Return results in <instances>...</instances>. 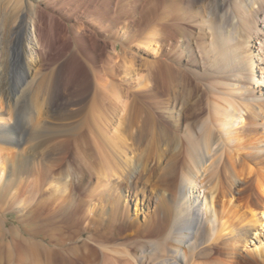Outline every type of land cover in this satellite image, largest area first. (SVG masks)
Returning a JSON list of instances; mask_svg holds the SVG:
<instances>
[{
    "label": "bare ground",
    "instance_id": "obj_1",
    "mask_svg": "<svg viewBox=\"0 0 264 264\" xmlns=\"http://www.w3.org/2000/svg\"><path fill=\"white\" fill-rule=\"evenodd\" d=\"M170 1L0 0V264H14L15 247V264H264V0L212 1L227 10L217 24L207 11L201 101L173 60L184 48ZM173 98L181 108L168 111ZM74 175L96 182L83 202L90 244L55 250L8 230V212L48 182L72 193ZM147 200L153 213L115 244L125 209ZM52 216L40 233L64 243L69 222Z\"/></svg>",
    "mask_w": 264,
    "mask_h": 264
},
{
    "label": "rangeland",
    "instance_id": "obj_2",
    "mask_svg": "<svg viewBox=\"0 0 264 264\" xmlns=\"http://www.w3.org/2000/svg\"><path fill=\"white\" fill-rule=\"evenodd\" d=\"M175 1H177L178 5L180 7V14H179L180 18H179V20H177V24H178L179 29L181 30L180 33L182 35V37H181L182 39L180 41V44L182 45V47L184 49H183L182 57L177 56L176 58L173 59L179 65L176 66L177 64L175 62H174V65L179 70H182V72L184 74L185 78H184L183 84L190 86V88H192L194 90V93L196 96L194 98V101H197L199 99L201 101L202 99L204 100L206 98V97H204L205 91L202 88L203 85L200 82V80H198L195 77V75L193 74V70H199V71L207 70V64H205L204 60H202L200 58L199 49L201 47H202L201 49H203V50L209 49L207 44L210 41L209 40L210 36H209V33L204 32V34H203V31L205 30V28H207V23H206L207 11H209V9H210V11H213L212 9L214 8V6L212 5V1H214V0H175ZM171 2H174V0L170 1V3ZM148 5H149L148 7H150V5H151L150 9L156 8L154 0L153 1L150 0ZM218 6L219 5H217L216 7H218ZM226 10H227V6H222V7L220 6L218 10H216L215 12L213 11L215 13L216 17L213 20H211V22H214L216 24L221 22V21H219L220 17L223 13L226 12ZM231 19H232V16H231ZM200 36H203L204 39H200L199 38ZM199 45H200V47H198ZM126 48H129V45L126 46ZM142 50L149 51V49H144L143 47H135V48H132L130 51L138 59H144L143 55L141 54ZM140 69H141V71L139 70L137 75L133 76L134 78H138V79L140 77L144 78V76L146 75V71L144 70V68L140 67ZM119 73H121V72H119ZM124 78L127 79L128 77H126L125 74H123V73L118 74V76L114 79V84L120 85ZM134 80H136V79H134ZM132 83H134V82H132ZM179 89H178V91H179ZM179 97H183V98L186 97L185 91L179 92ZM23 98H22V104L19 106V109H18V114L21 113L22 110H24V108L26 107V101L28 100L27 99L28 97H27V95H25V97L23 96ZM170 100H172V99H170ZM174 100H176V101H174ZM174 102L176 103L177 108H181L182 100L180 98H177V99L173 98V100L168 105V111L172 110V105ZM201 108L202 109L200 110L199 114L204 115V109H203V107H201ZM167 113H166V116L164 114H162L163 115L162 116L161 113H156L155 116L158 115L157 116L158 119H156L157 122L162 123V121H165L164 123H167L169 125V122L167 121L168 120L167 117H169V115ZM171 114L173 115L174 119L177 118V116L175 115L174 112ZM171 114H170V116H172ZM187 114H188V112H186L184 115L186 116ZM184 115H183V117H185ZM188 120L189 119H184L185 122L184 121L182 122L183 125H185ZM27 126H29V125H26L22 128L19 127L23 131V132H21L22 136L23 135L26 136L28 134L30 127H27ZM65 164L66 163L63 164V167L65 166ZM53 172L54 173L52 174V176H54L55 178L54 179L51 178L50 182L54 181V184H55L58 182L57 178L60 177L59 176L60 175V168H57ZM74 176H76V175H74ZM75 179H76V183L78 185H76L72 188V193L69 191H67V193H65V194L55 193L53 188L48 186V183H49L48 182L46 185H44L42 195L36 196V198L34 199L35 201L33 200L32 203L26 204V209L23 211V213L17 214L15 211L8 212V214L6 215V220H5V224H6V227L8 228V230H11V231H14V233H17L18 237H19V235H22L26 239L31 238V240H33L34 242L36 241V243H41L45 246H49L52 248L54 247L55 250L56 249L57 250L58 249L66 250V248H68L72 245H76V244L80 245L82 243V241H84V240L88 241V243L90 244L91 242H89V240H87V239L89 236H91V232H88L85 229L86 228L92 229L93 226L90 224V227H88V221L86 222L87 219H85V217H84L86 215V210L88 208V205L83 204V202L84 201L86 202L88 200L87 194L89 193V191L93 190V188L96 186V182H95V178H94V180H93V178H91V179L88 178V180H86V181H84L83 179H80L81 180L80 181L76 176ZM137 186H140V185H137ZM80 187L82 189H84L83 190L84 192L82 190H80ZM141 189H142V191H145L146 198L148 199V197L152 194L151 193L152 192V186L150 187L148 184H146V185L143 184L139 187V192ZM43 194L46 196H44ZM27 200H30V198L28 197ZM79 201H80V203H79ZM147 202H148V200L146 201L144 207L138 211H135V206L133 203L131 206V209H130V214H127V212H128L127 209H125L126 211H124V212L122 211L125 214V216H124V214H122L121 219L122 218L123 219L120 220V222H122L121 225L125 226L124 227L125 229L121 228V229L116 230L115 233L117 235H116V238L114 237L115 238V241H114L115 244L123 243V242L127 241L130 234L134 233L136 228H139L140 226L143 225L144 220H145L144 215L145 216L147 214L151 215L153 213V210H154L153 205L150 203V206H149L150 210H148L147 206H146ZM28 205L30 208H28ZM136 213L138 214V218H137V216H135ZM203 213H204V208H202V210H201V214H203ZM131 214H132V216H131ZM51 215H53L52 217L55 216L56 218L62 216L64 218L60 217L61 218L60 220L64 219V221H65V218H66L67 223L69 222V224H70V226H69V224L67 225L66 221H65V224L67 226L66 228L67 229L70 227L71 228L69 230H66L67 234L69 233L68 234L69 237L68 236L66 237L67 240H65L64 243L62 241H61V243H58V242H60L58 240V239H60L59 235L58 236L56 235V237L58 239L53 240L52 241L53 244H52V242L50 243V241L48 240L47 236L45 237L44 234H42V233H44L45 229L47 228V227L42 226V223H43L42 220H43V218L51 217ZM67 215H68V217H66ZM69 216L75 220H71L72 218H70ZM128 216H130V218ZM78 217L79 218L81 217L84 220L81 219V221L79 223ZM24 218H25V220H24ZM76 218H77V220H76ZM35 219H36V221H35ZM64 221L62 222V225L64 224ZM65 224L63 226H65ZM71 224L73 227L71 226ZM36 226H41V228H40L41 230H38L39 232L38 231L36 232V230L34 229V228H36ZM34 230H35V232H34ZM69 231H71V232H69ZM73 231H75V232H73ZM40 232H42V233H40ZM47 232H45V235ZM70 233L72 235H70ZM77 233H81V234L83 233L84 235H83V237H81V235H77ZM88 233H90V234H88ZM7 239H9V236H7ZM14 240H15V238H14ZM15 242H17V241L15 240ZM15 244H14V246H16ZM14 252H15L14 253V264H15L17 261L16 256L18 255V251L16 250V247L14 249ZM243 252L244 251H242V253ZM243 254H245V253H243ZM97 260L99 261V259H97ZM76 262H77V264L82 263L81 259H77Z\"/></svg>",
    "mask_w": 264,
    "mask_h": 264
}]
</instances>
